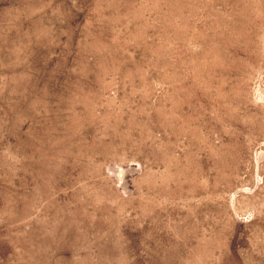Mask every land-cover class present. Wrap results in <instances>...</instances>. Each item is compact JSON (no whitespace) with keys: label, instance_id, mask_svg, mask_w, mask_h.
<instances>
[{"label":"rangeland","instance_id":"rangeland-1","mask_svg":"<svg viewBox=\"0 0 264 264\" xmlns=\"http://www.w3.org/2000/svg\"><path fill=\"white\" fill-rule=\"evenodd\" d=\"M0 264H264V0H0Z\"/></svg>","mask_w":264,"mask_h":264}]
</instances>
